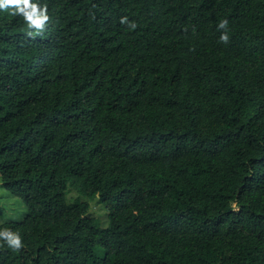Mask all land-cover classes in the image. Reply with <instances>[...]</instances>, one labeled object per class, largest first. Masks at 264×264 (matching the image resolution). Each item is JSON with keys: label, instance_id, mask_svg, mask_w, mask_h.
<instances>
[{"label": "trees", "instance_id": "trees-1", "mask_svg": "<svg viewBox=\"0 0 264 264\" xmlns=\"http://www.w3.org/2000/svg\"><path fill=\"white\" fill-rule=\"evenodd\" d=\"M32 3L40 33L0 10V184L26 208L0 264H264V0Z\"/></svg>", "mask_w": 264, "mask_h": 264}, {"label": "clouds", "instance_id": "clouds-1", "mask_svg": "<svg viewBox=\"0 0 264 264\" xmlns=\"http://www.w3.org/2000/svg\"><path fill=\"white\" fill-rule=\"evenodd\" d=\"M9 8L14 9L12 15H21L28 27L34 29L37 33L43 32L50 19L47 15L46 6L41 7L39 4L32 3V0H0V10H8ZM132 26L135 27V25ZM227 27V20H222L218 24L219 29H227ZM220 41L223 43L229 42L226 32L221 34ZM0 238H3L13 250H19L23 246L18 233L8 230L0 231Z\"/></svg>", "mask_w": 264, "mask_h": 264}, {"label": "rangeland", "instance_id": "rangeland-1", "mask_svg": "<svg viewBox=\"0 0 264 264\" xmlns=\"http://www.w3.org/2000/svg\"><path fill=\"white\" fill-rule=\"evenodd\" d=\"M91 209V215H95L101 219L105 217L101 207L96 206L94 203L91 204ZM25 213L26 208L23 202L11 195L0 184V223L19 222L23 219Z\"/></svg>", "mask_w": 264, "mask_h": 264}]
</instances>
